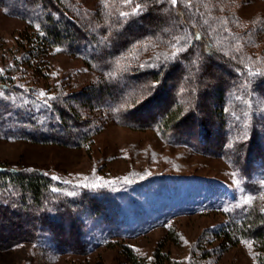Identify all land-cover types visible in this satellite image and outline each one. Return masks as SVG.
<instances>
[{"label":"trees","instance_id":"1","mask_svg":"<svg viewBox=\"0 0 264 264\" xmlns=\"http://www.w3.org/2000/svg\"><path fill=\"white\" fill-rule=\"evenodd\" d=\"M94 1L83 9L75 0H0L30 24L25 61L43 63L56 48L97 74L77 91L45 98L22 82L18 65L0 70V137L87 147L107 119L219 157L254 194L244 207L227 206L226 221L202 234L200 255L248 241L264 264V18L242 19L233 0ZM122 196L0 164V248L87 253L124 230L118 220L127 208L137 213ZM122 249L131 264H183L160 247L144 263Z\"/></svg>","mask_w":264,"mask_h":264},{"label":"rangeland","instance_id":"2","mask_svg":"<svg viewBox=\"0 0 264 264\" xmlns=\"http://www.w3.org/2000/svg\"><path fill=\"white\" fill-rule=\"evenodd\" d=\"M75 2L83 9L94 8L95 3ZM233 2L242 19L264 18V0ZM187 3L195 5L196 0ZM31 30L28 21L0 7L1 71L18 65L25 73L22 82L33 85L45 98L59 88L77 91L97 79L80 57L56 48L43 63L25 61L23 46L29 44ZM101 124L87 147L0 137V164L36 168L75 187L100 185L123 191L122 198H131L137 213L130 215L124 206L128 214L118 220V228L124 230L98 241L87 253L52 252L22 243L0 248V264H131L122 246L129 247L143 263L160 247L170 259L183 264H256V253L248 241L206 257L200 255L202 234L226 221L227 206L244 207L254 194L224 160L202 155L186 144L165 143L153 129L107 119ZM257 174L261 176L262 171ZM169 232L174 239L165 238ZM211 245L215 247L217 241Z\"/></svg>","mask_w":264,"mask_h":264},{"label":"snow or ice","instance_id":"3","mask_svg":"<svg viewBox=\"0 0 264 264\" xmlns=\"http://www.w3.org/2000/svg\"><path fill=\"white\" fill-rule=\"evenodd\" d=\"M173 2H174V0H173Z\"/></svg>","mask_w":264,"mask_h":264}]
</instances>
